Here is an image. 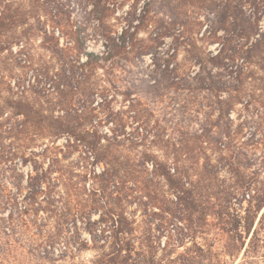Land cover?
Returning a JSON list of instances; mask_svg holds the SVG:
<instances>
[{"label":"rangeland","instance_id":"374dc122","mask_svg":"<svg viewBox=\"0 0 264 264\" xmlns=\"http://www.w3.org/2000/svg\"><path fill=\"white\" fill-rule=\"evenodd\" d=\"M149 1L0 0L1 4H14L27 18L17 28V35L23 39L13 47L16 57L8 52L1 55L0 68L13 87L19 80L29 88L35 85L26 96L37 109L46 115H63L60 108L53 111L49 100L56 95L48 96L51 85L47 88L44 85L46 73L60 75L64 58L69 56L61 52L68 39L54 24L56 13L62 10L66 19L71 15L68 24L79 28L87 51L102 54L105 50L102 33L120 35L133 19L136 26L139 23L136 19ZM200 17L204 22L205 17ZM261 26L264 30V17ZM206 28L207 25H194L192 39L198 47L196 52L207 61L219 53L221 42L205 36ZM153 30V25L143 27L138 34L143 44L155 46L150 53L132 54L130 60L124 59L119 64L116 59L114 70H109V65L100 67L82 86L86 93L90 92L89 86L100 91L90 97L99 120H103L100 133L107 135L100 160L94 159L84 147H68V136L41 139L30 151L42 153L55 141V147H59L55 154L56 169L64 179L81 185V198L99 207L105 203L126 207L137 222L139 235L147 239L133 249L131 264L149 261L152 256L163 264H264V226L259 225L264 210L248 234L244 223L239 222L247 214L249 203L245 199L249 197L236 193V188L251 177L257 178L258 187H264V50L234 76L229 74L232 68H214L215 75H223V82L229 81L222 93L206 89L197 81L170 88L163 81L156 83L162 77L166 61H172L171 68L178 66L179 73L188 78L196 75L200 65L195 64V54L188 52V40L170 35L152 42ZM70 55L75 58L77 53L72 51ZM79 56L81 63H85L86 55L81 52ZM207 67L211 69L212 65ZM103 88L109 92V100L104 103ZM220 101L231 103L229 115L220 117ZM82 105L78 104L79 108ZM110 112L116 120L107 123L106 114ZM203 134L218 141L202 146L196 138ZM38 159L47 170L50 158ZM20 160L17 163L26 185L34 168L32 163L23 166ZM155 163L167 165L172 173L179 170L180 175H194L192 179L177 180L194 191L195 205L191 196H185L184 204H179L176 189L163 176L154 174ZM107 170L115 171L114 176L102 178ZM9 174H0V184L8 180ZM93 187L98 194L88 197ZM2 190L0 186V195ZM20 196V200L25 197ZM104 210L93 208L91 221H100ZM24 211L8 203L0 208V264H97L101 257L113 252L109 246L94 247L91 234L83 231L89 248L80 251L73 248L63 253V242L46 245L47 236L58 232L56 217H49L44 210Z\"/></svg>","mask_w":264,"mask_h":264},{"label":"trees","instance_id":"16d2710c","mask_svg":"<svg viewBox=\"0 0 264 264\" xmlns=\"http://www.w3.org/2000/svg\"><path fill=\"white\" fill-rule=\"evenodd\" d=\"M65 14L62 10L57 12L54 24L68 39L67 47L60 50L66 54L69 53V56L64 58L62 73L58 76H50L46 73L44 82L46 88L51 85L47 89L50 91L48 96L56 95L55 101L49 100L54 106L53 111L60 108L63 115L57 116L54 113L46 115L37 109L26 96L28 90L35 88V85L29 88L19 80L13 87L3 73L4 69L0 68V174L10 173L6 177L8 180L0 184L3 188V194L0 195L1 204L7 205L8 203L19 209L24 208V213L31 210L39 213L44 210L49 217H56L58 232L47 236L46 245L54 246L63 242L65 244L63 253L73 248L77 251L89 248V241L82 237V232L88 231L94 247L109 246L113 250L101 257L97 264H131L133 249L138 244H144L147 239L143 240L139 235L137 222L127 213L126 207L115 203L111 205L105 203L99 207L94 202L89 204V200L81 198V185L73 183L70 179H64V175L56 169L58 159L55 154L59 147H55V141H53V146L47 145L39 154L30 151V148L38 146L41 139L68 136V147H84L94 159L100 160V155L105 151L102 143L103 140H107V135L100 133L99 127L103 120H99L100 116L96 113L97 107L93 106L94 101L91 102L90 99L100 91L96 90V87L89 86L87 89L90 92L86 93L82 86L100 67L105 68L109 65L108 69L114 70L117 65L116 59L119 64L124 59L130 60L129 56L132 54L141 56L150 53L155 46L145 45L138 39V34L143 27L148 29L153 25L152 42H159L170 35H175L178 40H188V52L195 54V64L200 65V70L190 79L179 73L178 66L171 68L173 62L168 60L162 70L161 79L156 83L163 81L170 88H179V86H187L188 83L197 81L206 89L220 90L219 93L224 92L222 90L227 88L229 81L223 82L221 79L223 75H215L214 68L227 67L226 70L232 68L229 74L234 76L236 72L239 73L246 64L251 62L256 54L261 55L260 51L264 50V30L261 26L264 17V0H151L146 4L143 14L136 19L139 20L136 26H134L135 19H133L129 27L120 35H113L108 31L102 33L105 39V50L102 54L87 51L79 28L76 29V25L68 24L71 15L69 19H66ZM200 16L205 17L204 22ZM25 20H27L26 14L14 8V4L0 3V57L6 52L16 57L13 47L20 45L23 39L17 35V28L25 24ZM194 25H207L204 35L221 42L219 53L207 61L195 50L198 47L192 39ZM221 31L224 34H220ZM252 40L254 41L251 44ZM72 51L77 53L75 58L70 55ZM81 52L87 57L85 63L80 61ZM18 55L20 54L17 53ZM18 58L20 59V56L16 58L19 62ZM112 60L116 61L112 62ZM240 60L243 61L241 65L237 64ZM207 65H212L211 69H208ZM236 67L237 70L234 71ZM79 71L82 73L80 74ZM41 83L39 81L38 85L40 86ZM52 89H54L53 92ZM108 94V89L103 88V103L109 100ZM227 102L220 101V117L229 115L232 111L231 103L227 104ZM82 103L83 108H79L78 104ZM224 107H227V110ZM114 115L113 112L106 114L107 123L116 120ZM217 141L210 134H203L196 138V142L202 146L205 143L212 144ZM39 156L50 158L47 170L44 169V163L38 159ZM19 159L23 166L32 163L34 168V172L28 176L26 185L23 181L24 175L18 167L17 160ZM114 172L107 170L101 177H112ZM55 173L59 175L54 177ZM154 174L163 176L176 189L181 206L186 200L185 196H191V202L195 205L192 201L194 191L187 189L182 181L177 180L192 179L194 175L183 173L180 175L179 170L172 173L171 168L163 163H155ZM255 179L257 178L251 177L236 188L237 195L244 196V198L249 197L248 200L245 199L249 203L247 214L239 222L244 223L248 234L252 232L259 215L264 210V187H258ZM84 194H88L86 187ZM92 194H98V189L93 187L88 197ZM20 195H25L23 200H20ZM94 201L101 203L100 200ZM93 208L105 209L100 221H91ZM259 225L264 226V214ZM48 254L49 252H46V255ZM141 264L163 263H157L152 256L149 261L145 260Z\"/></svg>","mask_w":264,"mask_h":264}]
</instances>
